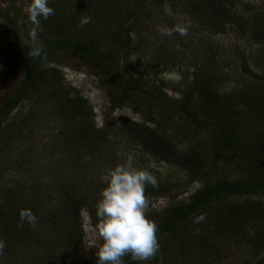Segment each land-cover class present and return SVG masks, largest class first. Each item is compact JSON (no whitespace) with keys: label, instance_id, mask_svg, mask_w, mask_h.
<instances>
[{"label":"rangeland","instance_id":"obj_1","mask_svg":"<svg viewBox=\"0 0 264 264\" xmlns=\"http://www.w3.org/2000/svg\"><path fill=\"white\" fill-rule=\"evenodd\" d=\"M14 1L0 0V24L7 14L16 22L12 31L21 38L16 50L0 41V104L25 79L34 46L51 51L54 42L72 34L97 56L114 59L118 74L143 79L145 87L124 97L108 82V75L67 51L47 60L43 70L50 69L53 75L42 78L40 73L28 97L0 120V226L3 216L17 225L21 210L35 206L39 211L34 215L35 226L25 222L17 226L20 234L23 227L30 228L27 240L0 228L4 242L0 264H96L102 241L94 231L97 217L91 214L96 216L104 187L99 177L129 156L134 167L156 178L157 186L149 184L144 190L149 201L145 215L155 223L167 208L185 203L206 182L242 177L253 181L251 175L242 174L243 159L260 161L263 164L258 169L264 170V41L239 33L242 27L229 20V16L252 18L254 14L264 19V0H232L234 8L228 16L213 10L209 1L202 2L201 10L196 7L180 14L181 9L169 0H163L162 7L158 3L162 0H145L148 16L142 18L143 25L133 24L126 39L129 54L116 42L125 34L114 31L119 27L115 19L107 13L100 18L94 15L93 1L98 0H49L53 14L41 19L38 27L24 11L28 0ZM165 31L170 34H162ZM159 61L167 69L158 76L152 67ZM202 65L207 70L214 68L219 76L218 84L211 82L210 93L204 97L218 114L203 113L202 117L209 127H221L232 153L221 154L210 131L198 130L177 105L190 90L195 73L204 69ZM206 73L216 80L213 72ZM155 89L162 90L169 101L152 100ZM194 104L199 106L197 98ZM142 125L167 140L170 148L157 149L158 140L141 130ZM173 149L175 156L168 161L174 164L179 163L178 157L204 161L207 168L202 177L193 183L195 179L183 170L186 162L175 166L160 160ZM223 204L225 211L227 207L238 209L227 216L219 212L220 204L210 205L204 211L206 221L186 226L176 239H162L167 247L164 259L158 250L143 264H200L207 254L203 245L219 248L220 255L213 263L201 264H256L261 246L251 247L253 232L246 226H261L264 235V220H257L264 219V194L238 195ZM52 234L58 237L57 249L50 248L46 240Z\"/></svg>","mask_w":264,"mask_h":264},{"label":"trees","instance_id":"obj_2","mask_svg":"<svg viewBox=\"0 0 264 264\" xmlns=\"http://www.w3.org/2000/svg\"><path fill=\"white\" fill-rule=\"evenodd\" d=\"M206 1H209L212 4V9L215 10L217 13L221 11L223 13H226L227 16L231 13L232 9L234 8L232 4V0H169V2H173L172 3L173 5H176L181 9L179 10L180 14H184V13L189 14L196 7L199 10H201L200 5L202 4V2L205 3ZM14 2H15L14 0H11V3ZM161 2H163V0L158 2L160 5L159 7L164 6L160 4ZM93 3H94L93 4L94 15L96 14L95 16H98L100 18L102 15L107 13L109 19L111 20L115 19V25H119V27L115 26L114 31L121 32L122 30L125 34V36L121 37L116 42L119 44L122 51H125L129 54L131 48L129 42L126 39L129 37V35L132 32V26L136 22H142L141 25H143L142 18L148 16L146 13L148 5L144 4L145 0H98V1H93ZM203 7L206 8L209 6L203 5ZM171 9L174 11L172 6ZM83 13L86 14L85 9H83ZM4 15H5L4 16L5 23L0 24V41L2 43L7 42L10 50H16L19 46L18 45L19 42H21V38L19 34L12 31L15 21H12L11 18L6 17L7 14L4 13ZM232 15L234 16V14ZM229 18H230L229 19L230 24H233L236 27L237 26L242 27V29L238 30L240 31L239 33L250 35L252 39L258 41L259 43L264 41V26H261V22L264 19L261 16L257 17L254 14L252 18L251 17L248 18L245 16L244 17L239 16L237 19L236 18L233 19L231 16H229ZM73 35L74 34H72V36L61 38L58 41L54 42L55 46L51 51H47L43 47L40 56L38 57L32 56L29 59L26 66V77L21 82L20 87L9 98H7L4 102L0 104V120L1 118L6 119L7 116L11 113V111L15 109L20 104V102H22L28 97L31 88L35 83L36 77L39 76L40 73L42 74V78L48 77L50 73L53 75V72L50 69L43 70V65L47 62V60L50 57H52V55H54L57 52L67 51L74 58L83 61L84 64H86L87 66L103 71L106 75L109 76L108 82L113 87L118 89L121 94L123 93L124 97L128 96L133 91H139L140 88L145 87V81L143 79L134 78L132 75L130 77L129 76L125 77L122 74H118L117 69L113 65L114 59H112L108 55L97 56L93 50L86 48L82 44H79V41L76 40L75 36ZM22 50L19 52H23ZM161 63L162 62L159 61L157 64H155L152 67L153 72L158 76L165 74V71L167 69L162 67ZM202 66L204 67V69H202V71H200L199 74L195 73L194 81L190 86V90L187 92V94L183 99L177 101V105L184 113L185 117L186 118L189 117L191 122L196 126V128H198V130H200L201 132L210 131V133L213 136V140L216 143L217 148L221 154L225 155L226 153H232L230 147L227 145V139L222 133L223 130L221 129V127L218 126L217 124L216 125L210 124L209 127V123L206 122L202 117L203 113L213 114L214 116H217L218 114L217 110H215V107L213 105H210L209 103H206L204 101V97H205V93H207V95H209L210 93V83L215 82V84H218V80H219L218 79L219 76L215 72L216 70L212 71L214 68H212L211 70H207V68L204 65ZM207 71L213 72L217 76L216 80L215 77L210 73L209 75H207L208 74L206 73ZM53 83L54 85H57L59 82L56 83L53 82ZM153 91L154 90H152V92ZM155 91L157 94L153 95V97H150L152 98V100L158 98L157 100L160 99L165 103L169 101L168 96L162 90L155 89ZM195 98H197V102L199 106H196L194 104ZM115 108H121V107L118 106ZM112 111L113 108L111 109V112ZM215 119H217V117ZM140 128L142 130L143 125L140 126ZM143 130L149 133L147 135L151 139L158 140L156 146L157 149L164 151V149L170 148V143L167 140L163 139L162 137L156 135L154 131L145 128ZM174 151L175 150L173 149L167 157H160V160L173 165L174 164L173 161L172 162L168 161V158L175 154ZM259 153L261 152L259 151ZM189 155L190 153L186 156ZM243 160L241 161L245 167H241L242 174L251 175L253 181H247L246 179H244V177H242L241 179L236 181H227L226 179H224V180H219L218 182L215 183L206 182L185 203L172 205L163 212V214L160 216L159 221L156 223L158 228L157 239L159 243V250L161 253H164L163 259L166 257L165 253L167 247H166V243L163 242L162 239H170V238L176 239L183 230H186V226L189 227L191 226V224H194L197 221V218L200 217L201 215L204 217V219L200 222L202 223L206 221V216L204 215V211L210 205H213L214 203L220 204L217 206L219 212L229 216L232 213H234L238 208L227 207L225 211L222 208L224 206L223 204L224 201L238 195H248L252 193L254 194L257 193L260 195L264 194V170L260 168L259 171L258 169V166L261 167L263 163L257 161L258 164L257 165L254 160L244 161V162ZM177 162L179 163L174 164L175 166H178L181 162H186L185 163L186 167L184 166L183 170L188 174L189 177L192 176L193 180L195 178L200 177L204 173V169L207 168L206 167L207 165L206 163H204V161H200V160L194 161L193 157H189L187 161L182 157H178ZM198 179H195L193 183L196 182ZM30 211L33 213V215H36L37 212H39L37 207L35 206L34 209L33 210L30 209ZM7 217L3 216L4 219L0 226L2 230L1 232H6V233L11 232V234L13 236H16V238L18 239L22 238L24 240H27L28 236H26V234L30 228L23 227L22 234H20L18 232L19 230L17 227L18 224L15 225L14 224L15 221L12 222L9 219H7ZM91 217L93 219L96 218V216H94V213L91 214ZM50 220H52V218H50L48 221ZM257 220L263 221L264 219L258 217ZM181 225H183V227H181L178 230L177 228L180 227ZM256 226L258 225L254 224V225L246 226V230L253 232L251 247L256 248L259 245L261 246L260 250H257L256 255L258 259L256 264H264V235H262V233L260 232V230H262V227L260 226L258 229L255 228ZM55 237L56 235L52 234L46 240L49 242L50 248L57 249L58 247L56 246L57 241ZM56 238L58 239V237ZM78 240H79L78 243L80 244L82 242V237H80ZM202 245L203 244H200L201 247ZM203 247H204L203 250H206L207 254L201 257V259L203 260V261L200 260L201 263L204 262L213 263L217 261L216 259L220 255L219 252L220 249L215 248L214 250L213 248H211V246L208 245H203ZM122 259L124 264H131L132 259L130 258L129 255H125ZM50 264H52V262H50Z\"/></svg>","mask_w":264,"mask_h":264},{"label":"clouds","instance_id":"obj_3","mask_svg":"<svg viewBox=\"0 0 264 264\" xmlns=\"http://www.w3.org/2000/svg\"><path fill=\"white\" fill-rule=\"evenodd\" d=\"M48 4L49 0H28L24 11L31 24L38 27L41 19L46 20L53 14ZM162 34L170 33L165 31ZM31 36L35 44V29ZM41 52V47L34 46L30 55L38 57ZM99 179L104 187L96 203L98 222L94 225V231L102 241L96 252V264H124L122 258L125 255H129L138 264L149 261L159 250L158 228L145 215L149 201L144 190L149 184L155 188L156 178L147 170L134 167V159L129 156L124 163L104 170ZM203 219L201 215L197 222ZM24 222L35 226L36 218L28 209L19 212L18 226ZM3 248L4 242L0 240V251Z\"/></svg>","mask_w":264,"mask_h":264}]
</instances>
